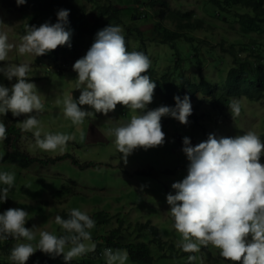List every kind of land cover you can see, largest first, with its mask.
I'll return each mask as SVG.
<instances>
[{"label":"rangeland","instance_id":"374dc122","mask_svg":"<svg viewBox=\"0 0 264 264\" xmlns=\"http://www.w3.org/2000/svg\"><path fill=\"white\" fill-rule=\"evenodd\" d=\"M109 1L119 8L128 9L129 6H134L132 0H74L78 4L79 14L84 13L89 21L95 17L97 3L103 4ZM168 1L172 8L180 10L193 8L194 12L207 18L208 27L193 32L194 45L198 47L199 56L186 60L187 56L182 54L184 60H178L182 65L179 69L176 66L177 60L170 56L172 52L169 47L154 45L152 49L154 51L148 50V53L153 56L151 59L153 68L150 66V69L141 75H148L155 82L153 79L155 76H151L152 73L160 76L167 72L173 76L175 81L181 82L183 78L180 80L178 76L183 75L187 82L192 84L202 83L203 78H206L211 85L218 84L223 87L233 60L229 51L222 46L223 39L226 40L225 46L229 47V44L235 41L238 44L241 41L248 42L250 37L243 35L240 22L233 15L229 18L210 16L204 10L203 3L206 0ZM24 11L28 15L33 13L28 5L25 6ZM25 13L20 7L17 9L13 7L11 0H0V34H6L8 43L14 45L6 61H0V66L7 63L13 65L23 63L30 66L28 80L36 85L37 94L44 104V110L36 114L40 122L38 127L42 138L44 133L75 135L74 140L67 142L64 153L60 154L58 150L56 152L44 151L36 145L33 135L36 129L22 131L19 145L33 157L47 159L66 154H70L71 157L65 156L47 165L36 161L28 168H22L9 162H0V173L15 174L9 208H21L28 212L24 226L32 228L36 235V239L30 243L33 246L36 245L41 231H48L57 236L64 234L60 225L55 223L57 215L64 218L65 212L75 208L86 212L93 219L95 212L104 210L108 213V221L98 222L93 219L95 227L90 230L92 240L85 243H95L97 246L96 237L106 234L112 227L123 224L125 236L128 239L139 235L144 241L151 243L155 256L154 264H178L174 262L178 258L172 260L170 257L158 256L164 252H171L166 249L170 244L175 246L172 251L177 253L182 242V235L174 227V218L170 213L171 206L167 203V195L176 192L171 187L172 184L182 181L188 174L189 161L182 150L183 145L175 138V133L181 131L183 137H189L192 146L206 141L209 134H214L217 138L236 137L249 131L255 132L264 143V97L250 99L245 95H235L231 96L225 105H219L211 103L210 98L199 88L196 92V100H191L197 121L194 123L192 119H188V123L183 124L171 116H162V131L165 133L163 145L147 150L138 147L127 157V163H125L122 159L123 154L119 153L116 148L112 129L129 121L134 114L133 111L127 106L117 104L115 110L110 111L107 116L103 113H95V119L86 117L79 126L66 118L63 113V98L65 95L72 94L73 99L78 100L81 94L79 89H75L78 77V73L73 70L75 61L67 62V67L62 70V64L65 63L63 60L50 64V58L45 54L39 56L31 53L20 54L18 47L22 43V37L27 34L26 26L39 27L41 25L39 22L29 23V17ZM44 15L41 14L38 19L40 20ZM123 15L126 24H137L142 31L146 32L147 37H150L155 21L153 9H149L148 15L140 18L139 21H131L127 11H124ZM118 26L122 29V35L127 34L125 26ZM250 36L258 38L264 44V28L252 32ZM200 39L204 42L202 43ZM131 44L135 51L145 52L139 37H131ZM177 47L178 53L186 49V46L180 48L179 43ZM89 49L82 51L83 56ZM205 50L207 54H205L204 61L198 65V62H202ZM221 54L224 58L222 56L218 58ZM240 55L245 56L247 53ZM15 82V77L9 81L0 73V84L11 88ZM164 99L157 95L154 89L153 101L147 105L145 110L155 109L162 105L170 106ZM233 100H238L241 105L240 115L234 119L228 106ZM195 104L197 108L194 107ZM78 106L95 112L91 106ZM34 114L35 110L31 114H22L17 117V125L20 127L22 120ZM10 116H12L11 111H8L5 116L0 115V122L6 124ZM81 131L84 134L83 138H81ZM5 154L6 148L2 140L0 141V158ZM259 162L264 165V150H262ZM147 220L158 227L162 241L165 243L164 250L159 248L158 240L153 239L154 235L148 229L142 232L136 229L137 224ZM246 240L251 241V235L246 237ZM18 243L29 242L24 238L15 239L14 244ZM207 246L215 252H221L219 248L210 243ZM92 253L75 258L68 264H107L105 256L97 258L93 257ZM203 253L207 252L205 246L201 245L196 254L203 257ZM10 255L7 257L10 258ZM50 258L55 264L65 262L63 254L55 258L50 256ZM183 258L185 259L184 256ZM204 258L205 263L206 257ZM126 264L139 263L130 261L128 258Z\"/></svg>","mask_w":264,"mask_h":264},{"label":"clouds","instance_id":"9594fccd","mask_svg":"<svg viewBox=\"0 0 264 264\" xmlns=\"http://www.w3.org/2000/svg\"><path fill=\"white\" fill-rule=\"evenodd\" d=\"M26 2L16 0L18 6ZM139 9L142 11L141 18H144L148 8L142 4ZM68 15L69 10L61 9L54 24L45 22L39 27L27 25V34L22 37L18 52L39 56L60 45L71 46V30L65 29ZM146 42L140 39L144 53L135 51L131 42L126 46L119 26L110 24L99 30L86 55L73 65V70L78 73L75 89L81 91L78 100H74L72 94L63 98L64 116L77 126L86 117L95 119V113L107 116L117 104L133 111L129 121L112 129L116 148L123 154L125 163L138 147L147 150L163 145L165 133L162 131V116H171L187 124L193 109L189 96L181 98L177 95L174 96V107L162 105L145 110L153 101L158 79L155 80V77L159 74L152 73L154 82L148 75L141 73L148 71L150 66L153 68V56L148 50L154 51V45H162L149 42L145 45ZM164 46L168 47L166 44ZM13 47L8 43L7 35L0 34V61H6ZM30 70V66L23 63L0 66V73L9 81L16 78L11 88L0 84V115L5 116L11 111L13 117H19L35 110L34 115H28L21 121V130L36 129L33 135L41 150H58L63 154L67 142L74 140L75 135L44 133L41 137L36 114L44 110V104L37 94L36 85L28 80ZM163 74L159 77H163ZM166 76L170 77V73ZM78 105L91 106L95 112L84 110ZM228 106L233 119L240 115L238 100H233ZM83 135L81 131V138ZM6 138V126L0 122V141ZM182 150L189 161L188 174L182 181L172 184L175 194L167 195L174 227L182 235L179 246L185 252L194 253L199 251L201 245L210 243L221 250L222 257L230 261L264 264V165L259 162L264 143L260 137L252 131L236 137L217 138L209 134L206 141L195 146L191 145L189 137H183ZM14 181V173H0V184L6 185L0 188V203L6 202ZM27 217L28 212L21 208H9L0 214V240L12 237L17 240L24 238L29 242L18 243L12 248L10 259L15 264H25L37 249L53 258L63 254L65 262L96 249L95 243H85L92 240L90 230L95 227V221L86 212L74 208L67 218L57 215L55 223L60 225L64 234L57 236L41 231L35 246L30 243L36 239L35 233L32 228L24 226ZM249 235L251 241L246 240ZM103 254L107 264H126L129 256L127 250L112 248H105ZM188 259L191 262L196 257L189 256Z\"/></svg>","mask_w":264,"mask_h":264},{"label":"trees","instance_id":"16d2710c","mask_svg":"<svg viewBox=\"0 0 264 264\" xmlns=\"http://www.w3.org/2000/svg\"><path fill=\"white\" fill-rule=\"evenodd\" d=\"M133 7L128 9L119 8L113 2H105L103 4L97 3V9L95 17L92 21H89L84 13H80L78 4L74 0H27L22 5H17L16 0H11V5L17 9L21 8L25 13V6L28 5L32 9L29 17V23L39 22L43 24L45 22L54 24L57 22V13L61 9L69 10L68 22L65 25L66 30H71L70 45H60L56 49L47 52L45 55L50 58V64L58 63L60 60L65 61L62 64V70L67 67L66 63L74 60L75 62L83 57L82 51L90 48L95 42L96 33L105 28L106 26H125L128 31L123 35L125 38L126 46L130 44L131 37H139L143 41H147L150 44H162L167 45L171 50L170 55L172 59L177 60V68H181L180 59L184 60L182 54L187 56L185 59H195L199 56L198 47L194 45L195 36L193 32L195 30H202L207 26V18L200 16L197 12H194L193 8L187 10H180L172 8L168 0H132ZM146 5L148 10L153 9L155 15V21L153 28L150 32V37H147L146 32L142 31L137 24H126L124 11L129 13L131 21H139L141 18V12L139 11L141 5ZM193 5V4H190ZM204 10L212 17H236L240 22V27L244 36H249L248 42L239 41L232 42L229 47L225 46L226 40L223 39L222 46L232 57V64L228 70V76L223 87L218 84L211 85L206 78H203L202 83L192 84L187 82L186 78L178 76L181 82L175 81L173 76H166L167 72L163 74V77L156 80L155 91L160 97H164L167 103L174 107V96H180L183 98L185 95L189 96L191 100L197 98V90L201 88L202 91L210 98V102L213 104L225 105L235 95H245L250 99H260L264 97V44L258 38L250 36L252 32L260 31L264 28V0H206ZM210 5V7H209ZM243 9V11H240ZM41 14H45L39 20L38 17ZM148 13L145 12V16ZM39 20V21H38ZM262 33V32H259ZM132 34H135L132 36ZM203 43L204 41L200 39ZM182 48L186 46L185 50L178 53L177 45ZM175 46V47H174ZM239 46V47H238ZM238 47V48H237ZM127 49V47H126ZM128 50V49H127ZM241 53H247L245 56H241ZM205 50L202 62H198L201 65L204 61ZM224 56L221 54L218 58ZM62 57V59H60ZM60 68V67H58ZM153 76V74H152ZM206 79V80H205ZM164 99V100H165ZM165 100V101H166ZM193 104H191L192 106ZM197 108V104L194 105ZM187 119H192L195 123L197 120L196 113L192 109L191 115ZM17 117L10 116L6 121V136L4 139V145L6 148V154L0 158V162H9L16 164L22 168H28L32 163L40 161L43 165L55 162L70 156V154L60 155L56 158H38L33 157L30 153L23 150L19 145V140L22 135L21 128L16 124ZM175 137L178 142L183 145V136L180 131L175 133ZM6 187V185L0 184V188ZM14 185L9 190V197L6 202L0 203V214L9 209L10 198L13 193ZM70 211L64 213V218L68 217ZM93 219L98 222H107L108 213L101 210L97 211L93 215ZM140 232L144 229H148L150 233L154 235V240H158L159 248L164 250L165 243L162 241L159 234L158 227L154 225L150 220L140 222L137 224V228ZM125 228L122 225H117L109 229L106 234L96 237L97 246L95 251L91 254L93 257L104 258L105 248H120L127 250L129 260L139 264H154L155 256L151 243L144 241L139 235H136L133 239H128L125 236ZM63 235V234H59ZM14 238L9 237L7 240H0V264H15L9 256L12 248L15 246ZM175 246L173 244L168 245L166 249L171 252H164L159 257H170L172 260L178 258L176 261L178 264H242L241 261L233 262L225 259L221 256L220 252H215L205 246L206 252L203 253V257L197 255L196 252H182V247H178L177 253L172 251ZM185 257V259L183 258ZM194 256L195 260L189 262L188 257ZM200 257V258H199ZM206 257V262L204 260ZM106 262V261H105ZM69 262H64L68 264ZM27 264H55L50 258V255L43 253L37 249L27 260ZM81 264V263H79ZM174 264V263H173Z\"/></svg>","mask_w":264,"mask_h":264}]
</instances>
